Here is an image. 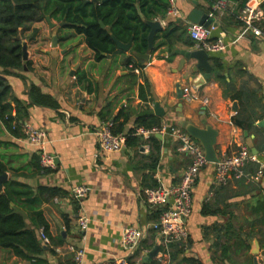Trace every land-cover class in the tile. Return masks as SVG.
Listing matches in <instances>:
<instances>
[{
	"label": "crops",
	"instance_id": "1",
	"mask_svg": "<svg viewBox=\"0 0 264 264\" xmlns=\"http://www.w3.org/2000/svg\"><path fill=\"white\" fill-rule=\"evenodd\" d=\"M173 1L181 13L179 17L168 13L156 14L151 19L143 16L150 27L149 36L148 22L160 24L152 44L148 37V49L142 54L149 52L150 56L148 61L140 58L145 62L143 68H134L128 62L135 55L133 39L130 49L117 46V51H104L98 57L85 33L76 32L64 19L52 18L54 27L47 18L31 24L26 36L34 29L38 32L34 38L23 41L28 53V58H23V68L5 74L0 67V75L8 79L13 95L26 106L21 122L45 129L47 150L56 159L55 168L38 169L33 160L35 155L40 157L38 148L25 135L14 137L0 122V159L6 163L8 174L2 188L5 190V182L14 180L19 182L20 191L32 192L16 195L11 206L23 215L26 227L36 232L44 249L33 259H23L0 244V264H74L71 245L85 250V264H116L118 258L128 254L135 264H152L158 255L147 256L157 246L160 252L163 245L152 228L157 209L146 200L148 191L154 189L147 185L152 183V175L160 187L180 180L191 159L180 150L181 141L173 131L183 130L189 123L201 128L211 126L218 131L219 157L242 146L257 155V160L250 161L258 164L255 172L250 169L251 164L245 166L248 180L240 183V178H232L226 184L233 195L242 191L241 196L225 200L229 209L242 219L250 217L247 203L264 197V173L260 178L254 177L264 164V37L245 29L239 1L228 0L213 34L223 36L228 46L210 53L213 71L203 83L204 69L194 71L197 60L184 61L181 51L196 50L189 36L192 23L187 21L191 10L199 7L210 11L215 1ZM101 25L107 27L103 21ZM177 27L174 34L165 36L168 29ZM241 34L244 36L239 37ZM197 80L202 82L195 85ZM32 84L51 95L55 106L34 104L30 98ZM187 85L208 98V104L203 100L180 99L179 87L183 89ZM9 101L16 105L15 101ZM157 103L162 115L155 112ZM144 114H155L161 118V126H168L167 131L156 135L162 146L154 169L148 142L109 152L101 149L97 135L107 122L114 121L113 131L117 124L124 123L120 133L129 136L136 128L144 127L137 125L138 117ZM235 118L243 124H237ZM171 124L176 126L173 131L169 129ZM140 136L146 141L151 137ZM215 170V163H210L200 172L193 195V212L188 220L191 244L187 242L180 259L187 256L199 258L204 264H215L210 248L214 237H205L204 228L224 223L227 216L202 213L203 203L211 200L212 191L222 186L215 184ZM43 187L60 188L65 194L54 196L48 190L41 191ZM79 187L85 189L82 194L77 193ZM237 202L238 207L232 206ZM41 217L48 223L45 233L48 239L43 237ZM85 217L87 229L80 225ZM130 226L140 228L144 234L133 253L122 242L124 229ZM257 240H252L251 253ZM252 254L264 264L261 246L259 253ZM180 259L169 264H192ZM157 262L162 264L159 259Z\"/></svg>",
	"mask_w": 264,
	"mask_h": 264
},
{
	"label": "trees",
	"instance_id": "2",
	"mask_svg": "<svg viewBox=\"0 0 264 264\" xmlns=\"http://www.w3.org/2000/svg\"><path fill=\"white\" fill-rule=\"evenodd\" d=\"M213 1L217 0H211V2ZM234 1H239L240 7L244 8L249 0ZM171 6V0H99L98 2L93 0H0V67L3 68L5 74L12 73L13 69L23 68V41L25 38H34L38 30L34 29L29 36L26 34L31 30L33 22L45 20L47 16L56 20L64 19L71 27L76 28V32L85 33L88 44L97 51L98 57L104 51H117V44L112 35L123 42L133 39V52L143 53L148 49L150 32V27L144 21L143 16H147V19H151L156 14L166 16ZM260 7L264 11V0ZM101 21L107 27H102ZM259 23L264 25V16ZM177 30L178 27L168 29L165 36L170 37ZM191 44H195L193 39ZM128 62L133 64L134 68L145 66V62L135 55L128 58ZM26 63L27 66H30V62ZM30 98L34 104L55 106L53 97L43 93L41 88L35 84L30 87ZM9 100L15 101L16 105L13 106ZM24 109L26 106L13 95L8 79L4 75H0V122L5 125L9 133L17 138L24 135L21 124ZM123 114L122 112L118 115L116 120ZM161 121V118L155 114H144L138 117L137 125L152 128L161 126ZM235 122L243 124L236 118ZM123 127L124 123H121L120 126L117 124L114 132H122ZM174 128H176L174 124L169 127L170 131H173ZM183 130L187 131L186 127H183ZM144 142H148L151 146V168L154 169L159 162L161 140L156 135H151L148 141L143 140L140 135L130 134L127 138L129 147H140ZM33 160L38 169L43 168L38 155H35ZM249 167L255 172L258 164L249 162ZM43 170L49 171L50 169L43 168ZM4 171H7V165L0 159V174ZM246 180H248L247 176H243L238 182ZM4 185L5 190L0 186V244L10 248L23 259H33L43 253V246L36 232L26 227L23 215L17 213L11 206L16 195L27 194L31 191H20L19 182L14 180L5 182ZM147 186L154 189L160 187L153 175L152 183ZM43 190H48L54 196L65 194L60 188L43 187L41 191ZM212 192V199L203 203V215L227 216V221L224 223H215L204 228L205 237L211 235L214 237V242L210 247L213 262L215 264H227L226 262L236 264L237 258L243 256L246 258L245 264H255V257L251 254L252 240L258 239L261 248L264 249V197H258L254 203H247L251 216L242 219L233 209H229L230 205L225 201L241 196L242 191L233 195L230 193L228 185L222 184ZM232 206L238 207L239 203H234ZM156 214L158 219L160 214L158 209ZM241 220H243L242 223ZM40 221L47 234L48 223L43 217ZM187 242L191 244L190 239ZM187 242L178 241L169 244L170 263L181 258V254L185 253L188 246ZM157 260V258L152 259L151 263L155 264ZM182 260L192 264H204L201 259L194 257L186 256L180 259V261Z\"/></svg>",
	"mask_w": 264,
	"mask_h": 264
},
{
	"label": "built area",
	"instance_id": "3",
	"mask_svg": "<svg viewBox=\"0 0 264 264\" xmlns=\"http://www.w3.org/2000/svg\"><path fill=\"white\" fill-rule=\"evenodd\" d=\"M228 0H217L209 15L215 19L220 25V17L224 13ZM172 6L168 14L179 17L181 15L174 1L171 0ZM261 0H249L242 9L240 16L244 23L245 29L252 31L256 36L264 37V25L259 23L264 16V11L261 9ZM218 25V26H219ZM212 23L209 26L199 23H192L189 27V33L195 42L196 49H205L209 53H217L223 51L228 42L223 36L214 37L213 34L218 28ZM244 35H240L242 37ZM195 88V87H194ZM191 85L183 87V98L187 100H203L208 104V98H203ZM22 131L29 143L38 148L41 164L46 168H55V155L47 150V132L45 129L32 124L31 122H21ZM114 121H109L103 129L97 132L100 146L103 151H120L127 145L128 134L115 133L113 131ZM168 130L167 124L161 127L145 128L139 127L132 133L133 135H143L145 138L151 135L164 133ZM173 134H176L180 141V150L187 153L191 159L190 164L183 170L180 180L170 186H162L158 189L148 191L146 195L147 202L160 211L159 217L152 223V228L158 233L163 245V249L158 254V259L162 264H169L170 250L169 244L172 242H187L190 239L191 232L188 225V220L193 212V195L197 185L200 172L210 163L205 153V149L201 142L194 138L189 132L182 129H175ZM257 160V155L245 146L240 147L233 153H222L219 160L215 162V184H227L232 178H241L248 176L245 171V166L250 161ZM264 173V164L257 171L255 178H260ZM84 187H79L77 193H83ZM80 225L83 229L88 227V219L82 218ZM44 239H48L45 232ZM144 234L140 228L126 227L123 232V245L125 249L133 253ZM74 253V264H85V250L70 246ZM116 264H135L129 258V254L122 256L116 260Z\"/></svg>",
	"mask_w": 264,
	"mask_h": 264
},
{
	"label": "water",
	"instance_id": "4",
	"mask_svg": "<svg viewBox=\"0 0 264 264\" xmlns=\"http://www.w3.org/2000/svg\"><path fill=\"white\" fill-rule=\"evenodd\" d=\"M95 2H98L99 0H93ZM47 20L49 21L51 26H55V23L52 22V19L50 16L47 17ZM188 22L191 23H199V24H204L206 26L211 25L214 23L215 26H218L219 23L215 21L213 17L209 15V11H206L204 9H201L199 7H195L193 10L188 15ZM148 24L151 25V33L149 36V41L150 44H152V41L154 39L155 33L158 28H160V24L158 22H148ZM114 41L116 42L117 46L119 48L128 50L132 46V40L130 42H123L119 40L115 35H112ZM182 54L184 55L186 61L187 59H196L197 64L194 66V71H197L199 68L204 69L205 75L203 76V83L207 80L210 79L213 71V65L211 64V59H210V53L205 50V49H196L192 51H181ZM135 55L141 59H144L146 61L149 60V52L142 54L135 52ZM23 58L27 59L28 58V53H27V48H26V43H23ZM202 81L197 80L194 81L195 85H199ZM178 96L180 99H183V89L179 87L178 90ZM182 105V102L180 103ZM156 114L162 115L163 111L162 108L160 107V104L157 103L156 109H155ZM187 132H189L194 138H196L201 144L203 145L206 153V157L210 162H217L219 160V151L216 147L217 144V136H218V131L215 130L211 126H207L206 128H201L198 127L194 124H187L186 126ZM161 137V135H159ZM256 154V153H255ZM8 174L7 171H4L2 174H0V186L3 187V182L7 179ZM260 251V245L258 240L255 241V244L253 245L252 253L257 254ZM159 252V247H155V249L147 256V258L150 257H155L158 255ZM254 263L255 264H261L255 256L254 258Z\"/></svg>",
	"mask_w": 264,
	"mask_h": 264
},
{
	"label": "rangeland",
	"instance_id": "5",
	"mask_svg": "<svg viewBox=\"0 0 264 264\" xmlns=\"http://www.w3.org/2000/svg\"><path fill=\"white\" fill-rule=\"evenodd\" d=\"M251 254H252V253H251ZM245 262H246V258L243 257V256H239V257L237 258V263H236V264H245Z\"/></svg>",
	"mask_w": 264,
	"mask_h": 264
}]
</instances>
